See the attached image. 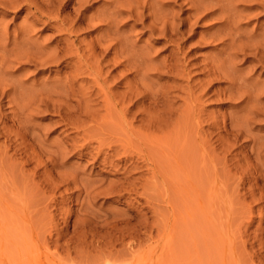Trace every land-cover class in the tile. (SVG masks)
<instances>
[{"label":"rangeland","instance_id":"rangeland-1","mask_svg":"<svg viewBox=\"0 0 264 264\" xmlns=\"http://www.w3.org/2000/svg\"><path fill=\"white\" fill-rule=\"evenodd\" d=\"M12 1L0 4V264H264V6L203 17L219 0L197 12L170 0L186 23L172 42L124 11L97 75L101 22L58 33L55 11L40 21Z\"/></svg>","mask_w":264,"mask_h":264},{"label":"bare ground","instance_id":"bare-ground-1","mask_svg":"<svg viewBox=\"0 0 264 264\" xmlns=\"http://www.w3.org/2000/svg\"><path fill=\"white\" fill-rule=\"evenodd\" d=\"M91 0H77L76 3H77V6L74 7V4H72L71 6L69 5L70 3V0H26V5H28V7L32 10H30L32 12V14H34V12H37L39 17L40 18H36V20H40L42 21V17L44 16L45 19H51L53 16H49L48 14L50 13H46V10H44L45 7H47L48 9V12H54L55 11V15H54V18L53 21L54 23L51 24L52 27L54 29H56V31L61 32V33H66L68 35H70V33H73L72 30L73 29H85L87 27H91V26H94L95 24H97L98 22L100 24H98L97 26H99L101 28L102 26V33L98 34V36L96 37V39L94 40V42L89 45V48L91 51V56L93 57V60H94V65L93 66H90L88 65V68H92L94 69L93 72H95L97 75L100 74V71H101V68L100 67V63L102 61V57H105L108 55V53H110V51L113 48V45L115 44V42L113 41V39L117 38V41H120V37L121 35L123 34L122 31H120V27L118 26L119 24H117V21L119 22L120 20V15L123 14V12L127 11V13L130 15V16H142L143 17V21H146V19L149 18V23L148 24H144V28H146L147 30L149 31H152V32H155V31H158L160 33V35H162L161 37H164L165 39L169 40V41H173L174 39H172V37H177V35H184V30H182V26L185 25V21L181 20V22L179 21V23H175V21H172L170 19H172L170 17V9L168 10V8L165 6L167 4H169V1L170 0H132V1H126V0H110L109 2L111 3V8H109V5L107 6V8L109 9L108 12H105L103 9V11L105 12H102V13H96V11L92 12V14H90L89 16L85 15L83 12H82V7L85 6V4L88 2H90ZM189 1V0H188ZM193 1V2H192ZM191 2L193 3L192 6L195 8L194 11L197 12L199 9H200V6H201V0H192ZM201 1V2H200ZM213 1V0H212ZM218 1V0H217ZM232 1L235 2V0H224V2H222V4H220V0L218 1L219 5L215 4V2H213V4L210 5V2L209 5L207 3V5L203 4V6H201L204 10L208 9L209 7L211 8V10L209 9L204 15H210V14H217V12L219 13L220 11L222 12H225L226 13V10L228 15L231 16L229 13L231 10H233V6L232 4H235V3H232ZM240 1V0H239ZM243 1H253L252 3V6H256L257 5H261V6H264V0H243ZM128 2V3H127ZM209 2V1H208ZM236 2H238L236 0ZM242 2V1H241ZM7 3H9L11 6L13 5V1L12 0H0V4H2L3 7H6ZM244 3V2H243ZM248 3H251V2H248ZM247 3V4H248ZM200 4V5H199ZM215 4V5H214ZM239 4V3H238ZM242 4V3H241ZM246 4V3H245ZM217 5V6H216ZM249 5V4H248ZM217 7L215 9H212L213 7ZM166 7V8H165ZM207 7V8H206ZM235 7V6H234ZM250 7V6H249ZM24 7H20L18 10L22 9ZM192 8V7H191ZM236 9V8H235ZM234 9V10H235ZM193 10V9H192ZM219 10V11H218ZM225 10V11H224ZM233 10V11H234ZM30 12V14H31ZM98 12V11H97ZM101 12V10H100ZM235 12V11H234ZM95 15H94V14ZM221 13V12H220ZM36 14V13H35ZM232 14V13H231ZM236 14V13H235ZM224 15V13H223ZM221 15V16H223ZM227 15V14H226ZM34 17V16H33ZM32 17V18H33ZM220 17V16H219ZM222 18V17H221ZM231 18V17H230ZM213 19H217V18H213ZM220 19V18H219ZM225 22H229L228 20V16H226L225 18H223ZM234 19V18H233ZM232 19V20H233ZM96 20V21H94ZM221 20V19H220ZM231 20V19H230ZM237 20V19H236ZM35 21V18L33 19L32 22ZM48 21V20H47ZM98 21V22H97ZM223 21V20H222ZM50 22V21H49ZM121 22V21H120ZM119 22V23H120ZM218 22V20H217ZM237 22V21H236ZM233 23V22H232ZM105 24V28H103V25ZM222 25V24H221ZM96 26V27H97ZM226 26V24H225ZM99 28V30H100ZM224 28V27H223ZM239 28V27H238ZM240 29V28H239ZM235 30V29H234ZM75 31V30H74ZM77 31V30H76ZM76 31L74 33H76ZM106 31H111L112 32V36L114 38H112V36H108V40H106V36L104 37L105 35V32ZM241 31V30H239ZM108 32L106 34H108ZM235 31H233V25L231 24V22L228 24L227 26V30H225V36L226 38L229 40H231V42L228 44L231 46V48L233 47L232 44H233V40H234V34ZM237 32V31H236ZM6 33V32H5ZM3 33V34H5ZM255 34V33H254ZM2 35V34H1ZM61 35V34H60ZM77 35V34H76ZM109 35V34H108ZM125 34H123L124 36ZM217 35V33H212L211 34V38L212 36H215ZM72 36V35H71ZM75 35H73L74 37ZM103 36V37H102ZM179 36V37H180ZM223 36V37H225ZM67 37V35H66ZM65 38L66 40L65 43H67L69 45V43L72 41V43L74 44V42L77 40V37L75 36L74 38ZM215 37H219V34L218 36H215ZM222 37V36H221ZM222 37V38H223ZM237 37V36H236ZM262 37V36H261ZM3 37H1L2 39ZM5 38H6V35H5ZM25 38V37H24ZM106 38V39H105ZM256 38V37H255ZM9 39V38H8ZM102 39H105V41H109L108 42H102ZM221 39V38H220ZM25 41V39H23ZM68 40V41H67ZM112 40V42H111ZM214 38L211 40L213 41ZM217 40V39H215ZM214 40V41H215ZM219 40V39H218ZM224 40V38H223ZM2 41V40H1ZM123 41V40H122ZM4 41H2L3 43ZM236 42V41H235ZM1 43V42H0ZM61 43H64L62 42V39H58L57 40V45L61 44ZM70 43V44H72ZM261 43V42H260ZM9 44V43H8ZM90 44V43H89ZM251 44V43H250ZM116 45V44H115ZM131 45V44H130ZM227 45V44H226ZM227 45V46H228ZM4 46V45H2ZM238 46V45H236ZM259 46V45H258ZM115 47V46H114ZM117 47V46H116ZM251 47V46H250ZM11 48V46H10ZM23 48V47H22ZM21 48V49H22ZM230 48V49H231ZM234 48V47H233ZM233 48L231 50H233ZM239 48V47H238ZM243 48V47H242ZM240 48V49H242ZM16 49V47H15ZM17 49H20L17 47ZM76 49H79V48H76ZM224 49V48H223ZM7 50V48H6ZM5 50V51H6ZM26 50V49H25ZM61 50H62V54L64 55H69V57H72L73 53H74V56L75 54L77 55L76 57H78L77 59L79 61H81V59H83V55L79 53V51L77 52V50H73L70 48V47H66V46H62L61 47ZM88 50V49H87ZM227 50V49H226ZM246 50V48H245ZM254 50V49H253ZM262 50V49H261ZM12 51V50H11ZM16 51V50H15ZM13 52L12 55H14V53H17V52ZM19 51V50H18ZM119 51V50H118ZM240 51V50H239ZM242 51V50H241ZM240 51V52H241ZM248 51V50H247ZM20 52V51H19ZM18 52V54H20ZM236 52V51H235ZM234 51H232L231 55L235 54ZM261 52V51H260ZM5 53H8V52H5ZM12 53V52H10ZM22 53V52H21ZM115 53V52H114ZM18 54L16 57H18ZM26 54V53H24ZM87 54V53H86ZM119 54V53H118ZM246 54V53H245ZM251 54H253L251 52ZM3 55V54H2ZM2 58H4V56H2ZM8 55V54H7ZM16 55V54H15ZM22 55V54H21ZM19 55V56H21ZM89 55V54H88ZM258 55V54H257ZM23 56V55H22ZM86 56V55H85ZM10 57V56H9ZM25 57V56H24ZM90 57V56H89ZM115 57V56H114ZM7 57H5V60H8V58L6 59ZM12 58V56L10 57ZM76 59V60H77ZM88 59V58H87ZM230 59V58H229ZM3 61V59H1ZM77 60V61H78ZM112 60V59H111ZM130 60V59H129ZM76 61V62H77ZM113 61V60H112ZM111 61V62H112ZM116 61V60H115ZM229 61V60H228ZM4 62V61H3ZM179 62V61H178ZM218 62V61H217ZM224 62V61H223ZM227 62V61H226ZM80 62H78L79 64ZM7 64V63H6ZM110 64V63H109ZM86 65V64H85ZM84 65V67H85ZM174 65V64H173ZM232 65V64H231ZM77 67V65H74ZM217 66V65H216ZM230 66V65H229ZM2 67V66H1ZM74 67V69L76 68ZM87 67V65H86ZM176 67V65H175ZM3 68V67H2ZM80 68V66L78 67ZM77 68V69H78ZM82 68V67H81ZM220 68V67H219ZM76 69V70H77ZM83 69V68H82ZM82 69H78L79 71H81ZM74 70V71H76ZM77 70V71H78ZM86 70V69H85ZM212 70V69H211ZM217 70V69H216ZM208 71V70H207ZM86 72V71H85ZM218 72V71H216ZM215 72V73H216ZM221 72V71H220ZM225 72V71H224ZM232 72V71H231ZM93 74V73H92ZM228 74V73H227ZM230 74V72H229ZM95 75V74H94ZM220 75V74H219ZM218 76V75H216ZM227 76V75H226ZM231 76V75H230ZM215 77V76H214ZM221 77V76H220ZM229 77V76H228ZM233 78V77H232ZM215 79V78H214ZM231 79V78H230ZM235 79V78H234ZM94 82H97V81H94ZM97 84V83H96ZM99 84V82H98ZM232 84V83H231ZM100 85V84H99ZM101 87V86H100ZM102 90V89H101ZM1 93V92H0ZM5 93V92H4ZM3 93V94H4ZM233 93V92H232ZM6 94V93H5ZM237 94V93H236ZM4 96V95H3ZM81 120V119H80Z\"/></svg>","mask_w":264,"mask_h":264}]
</instances>
